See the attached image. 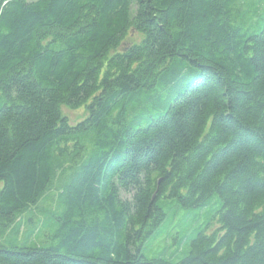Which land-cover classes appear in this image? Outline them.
Listing matches in <instances>:
<instances>
[{"label":"trees","instance_id":"obj_1","mask_svg":"<svg viewBox=\"0 0 264 264\" xmlns=\"http://www.w3.org/2000/svg\"><path fill=\"white\" fill-rule=\"evenodd\" d=\"M0 264H264V0H0Z\"/></svg>","mask_w":264,"mask_h":264},{"label":"rangeland","instance_id":"obj_2","mask_svg":"<svg viewBox=\"0 0 264 264\" xmlns=\"http://www.w3.org/2000/svg\"><path fill=\"white\" fill-rule=\"evenodd\" d=\"M27 1H33V0H27ZM136 41L139 43L140 42V37H136ZM62 114L69 119V121L72 124H76L80 121H83L87 117V112L85 108H80L77 110H71L66 106L62 107Z\"/></svg>","mask_w":264,"mask_h":264}]
</instances>
